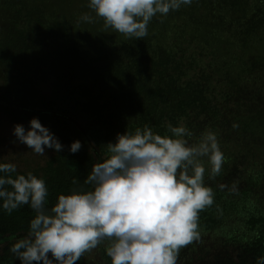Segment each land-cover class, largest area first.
<instances>
[{
	"label": "trees",
	"instance_id": "16d2710c",
	"mask_svg": "<svg viewBox=\"0 0 264 264\" xmlns=\"http://www.w3.org/2000/svg\"><path fill=\"white\" fill-rule=\"evenodd\" d=\"M61 3L0 0V116L28 126L36 117L64 146L49 149L43 166L18 172L44 178L51 207L60 194L91 189L85 180L92 165L107 157L118 133L147 125L163 135L169 123L183 122L195 141L211 129L225 163L215 180L205 173L214 202L199 212V235L178 250L176 264H256L264 257V157L251 160L253 145L264 155V87L254 67L264 53L223 84L216 75L247 63L253 36L264 46V0H193L154 17L141 39L106 29L80 1L73 2L79 15ZM84 13L92 22L80 19ZM74 140L82 147L71 153ZM34 215L28 206L0 208V264H20L8 238L25 234ZM107 246L102 241L76 264H111Z\"/></svg>",
	"mask_w": 264,
	"mask_h": 264
},
{
	"label": "clouds",
	"instance_id": "9594fccd",
	"mask_svg": "<svg viewBox=\"0 0 264 264\" xmlns=\"http://www.w3.org/2000/svg\"><path fill=\"white\" fill-rule=\"evenodd\" d=\"M193 0H88L89 9L103 19L106 29L141 39L157 15L190 5ZM82 21L92 16L82 14ZM168 134L142 129L118 133L106 145L107 157L92 165L87 191L58 195L49 207L43 177L20 174L13 162L0 161V208L11 213L28 206L35 212L28 231L9 251L20 264H76L81 256L107 240L111 264H176L178 250L197 238L199 212L214 202L206 183L223 169L225 156L217 134L205 129L198 140L181 122L167 125ZM13 133L37 155L56 152L63 145L49 128L33 117L29 127L15 124ZM82 147L70 144L71 153ZM223 190L229 188L220 183ZM230 191L236 190L235 183ZM5 240L0 239V247ZM256 264H264L259 257Z\"/></svg>",
	"mask_w": 264,
	"mask_h": 264
},
{
	"label": "rangeland",
	"instance_id": "374dc122",
	"mask_svg": "<svg viewBox=\"0 0 264 264\" xmlns=\"http://www.w3.org/2000/svg\"><path fill=\"white\" fill-rule=\"evenodd\" d=\"M75 1H80V4H82L85 7L88 6V0H62V3H61L62 9H66V7H68V13L69 14L72 13V14L79 15L77 12L81 10V7L77 6L76 3H73ZM160 31L161 32H160V34L157 35V37H163L164 36V32H163L164 30L160 29ZM197 34L199 35L198 36L199 39L207 38L209 42L212 41L211 37H209L203 33L197 32ZM249 40H250V46L251 47L248 48L249 50L246 54L247 56L246 55L244 56L245 62L248 61V58L250 56L252 58L256 59V58H258V56H260L264 53L263 52L264 51L263 43L260 44L258 42V39L255 36H253ZM182 43H184V42H182ZM215 46L219 48V51H223L222 46L220 44H217ZM251 50H253V52H251ZM251 54H253V55H251ZM218 60H220V59H218ZM226 61H227V59H226ZM216 63H217V65H214L215 68L220 66L219 64H221V62H219V63L216 62ZM222 64L224 65L227 63L222 62ZM250 66H251V63H249V62H247L246 64L243 63V65L242 64H235L233 70H229L228 73L224 72L223 75H222V73L220 74L221 71H219V73L216 75V76H218V79L220 80L219 84H223L224 80L225 81L229 80L228 77L232 78L233 77L232 74L236 73L238 70L247 69ZM238 67H242V68L235 70V68H238ZM254 68L256 70V73H255L256 76L259 77V79H260V81H258L257 85L259 87H260V85L264 87V73H263L264 60H262L261 62L255 63ZM223 78H225V79L223 80ZM40 87L43 90V92H49L50 87H51V83H49V82L48 83H42L40 85ZM14 125L15 124H13L6 117L0 116V161L13 162L17 165V168L20 170H30V169L39 168L40 166H43L45 164L46 160L49 158L51 151L48 148H46L45 149V155H43V156L33 153L31 151V149L29 147H27L25 144L18 142L17 138L15 137V135L13 133ZM22 125L25 126V128L29 127L27 125V123H23ZM252 149L254 152H256V156L254 158H252L251 162L259 163L260 160L264 157V155L261 153L260 150H256V147L254 145H253ZM259 149H260V147H259ZM91 256L92 255H89V257H91Z\"/></svg>",
	"mask_w": 264,
	"mask_h": 264
}]
</instances>
